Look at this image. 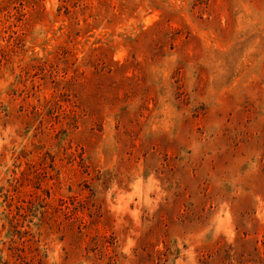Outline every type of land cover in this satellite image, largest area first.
<instances>
[{
    "label": "rangeland",
    "instance_id": "1",
    "mask_svg": "<svg viewBox=\"0 0 264 264\" xmlns=\"http://www.w3.org/2000/svg\"><path fill=\"white\" fill-rule=\"evenodd\" d=\"M0 264H264V0H0Z\"/></svg>",
    "mask_w": 264,
    "mask_h": 264
}]
</instances>
